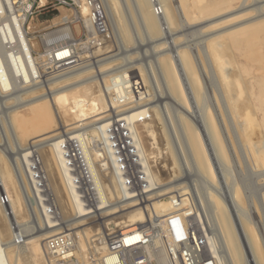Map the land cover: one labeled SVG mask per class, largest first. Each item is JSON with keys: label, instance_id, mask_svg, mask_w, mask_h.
Listing matches in <instances>:
<instances>
[{"label": "bare ground", "instance_id": "1", "mask_svg": "<svg viewBox=\"0 0 264 264\" xmlns=\"http://www.w3.org/2000/svg\"><path fill=\"white\" fill-rule=\"evenodd\" d=\"M33 1L34 0H22L21 3L22 5L18 7L17 10H15V7L13 5L14 4L13 0H0V18H3V21L6 24V28H8L10 37H12L17 44L16 45L17 55L15 54L10 55L8 49L4 47L2 42V36L3 38H6L7 36V33L4 30L5 27H2L4 35L0 33V93H1V89L5 91L7 90V88H9V86H11L12 83L15 84V78H17L19 82L23 83L22 86H24L25 83H29L28 80L30 81V83L32 82L34 84L38 82L37 80L35 81V79L39 77L35 73L37 71H34L35 67L34 69L31 68L35 65L34 63L37 64L38 62H37V58L35 57L33 58L31 54L32 47L28 41L29 38L27 37V29H26L27 16L29 10L32 7ZM173 1H174L173 5L175 4V6L178 8V11L180 8L179 14L182 15V17L184 18L187 16L189 12L191 13L194 10L193 8L194 4L188 3L187 0H173ZM159 2L161 5L160 6L161 10L163 12L162 17L155 15L151 4L152 2H150V0H104V3L107 7L106 9L109 11L108 13L110 14V16L112 17L115 23L114 25L116 27L115 31L117 32L118 38L120 39L119 48L123 47V49L126 51L127 44L128 43L130 44V42L132 41L138 42L142 32L146 36H148L149 40L147 41V45H146L147 47L144 50L151 53L150 55L153 57L152 58L153 60H150L148 62L149 63L148 68L146 70L147 73L145 74L144 72H142L145 75L144 81L148 83V86H144V88L147 87L146 90H149V88L154 89V87H156L155 89L158 90V93L155 94V96L157 97L155 101L159 103L164 102L163 107L166 114H163L164 110H162V108H161L162 112H160V110L157 108V104L151 105V103L154 102V99H151L153 97L147 98L148 100H146V96L138 97L139 99L144 98L146 100V101L143 100L141 104L140 103L135 104L134 100L128 101L126 102V104H120L119 101H117L114 97H110L109 92L111 88L109 85L104 84L105 88L107 89L106 90L103 88L104 86L101 85L99 86L97 83H96L97 85H95V83L92 84L91 83L92 80L88 81L92 77L89 75L88 76L84 75L89 72V69H84V71H81L82 70L81 69L78 70L79 72L76 71L62 77L61 81H57V79H55L54 81L52 80L46 81L49 86L48 89H46V92H41L39 94L37 93L36 95H33L34 94L33 91L37 89L40 90L39 85H37L36 87H34L35 86L34 85L31 89H27L26 91H24V93H19L20 95L17 94L15 97H12V99L15 102H17L15 103V105L16 104L17 105L11 111L8 110L9 111L8 116H6L4 122H2V126H3L2 128L4 129L6 137H4L3 139L4 141L0 140V146L3 148L4 151L14 156V160L16 162L18 169L19 166L20 168L24 169L32 184L34 193L38 192V188H39L38 184L43 185L50 192L53 191L55 194L53 195L56 197L58 204L60 206L59 209L56 200L52 198L54 199L55 205L58 207V211L59 212L61 211V213H59V216L62 214L63 219L65 221L68 220L71 221L72 219L74 222H77L79 219H76L74 216L70 219L71 213L73 210L74 213H76V211L82 212V208L80 206V202L78 201L76 195L73 192H71V188L68 186L69 178L67 175V166L65 164L66 156L64 155L65 152L64 147H62L61 145L65 144V145H71L74 148L76 147L77 150L87 158L89 168L93 172L94 164L92 163L94 162L92 161V159L90 160L89 157V153H88L89 151L87 149L88 141L91 140L92 142L93 140L91 139V137L94 138L96 136H100V132L106 134V132H108L107 128L108 126H110V124H115V122H122L121 125L116 126L112 131H114L116 139L119 141L118 143L121 144L123 143L125 146H127V144L128 146L132 145V147L136 149L137 154H139L143 159L144 162L143 164L145 166L146 174L148 176V181L151 184V186H154L153 188L154 190L158 189L152 195H150L148 201L154 198H160L156 201L147 203V210L148 212H150V214L156 213L157 215L158 213H160L161 216L159 214L158 216L162 217L167 215L173 208L172 203L168 204V202L170 201L173 195L170 194L172 192H176L179 198L178 200H180L179 201L180 206H184L186 205L188 199L187 198L188 196L185 197V195L188 193L187 190L190 188H188L189 186L180 183L178 185H174V186L172 185L169 187L160 188L167 184L172 183L173 181L171 182L168 180L169 182H164L163 184L160 183L156 174L152 172L150 169V164H149L150 161L148 159L156 158L157 153H162V151H159V147L157 146V140L154 134V129L157 127V129L159 128L161 133L163 134V138L166 145L165 147L166 151L164 150L165 153L167 154L169 153L173 161H175L178 158L180 160L179 162L182 163L183 169L185 168L188 169V171L193 173V175L195 176V178H192L191 180L192 183L190 182L189 185L191 187V184L192 185L195 184L196 187L194 188L199 193V195L197 194V196L198 198L200 197L199 199L200 204L202 203L201 204L202 208L204 207L205 209V213L203 211L202 212L204 213V215L206 214L205 217L207 216L206 219L208 218L207 220L208 224L210 228L213 230L212 235L207 236V241H208L207 243L209 248L211 249L212 254L216 259L217 264H223L221 263L222 258L219 259L220 257L218 256L219 253L218 248H220L219 250H221L222 256L224 255L223 260L226 261V264H264V242L263 241H262L263 243L261 242L262 239L260 240L256 232L254 231L255 229L251 224V220H249L250 218L247 215L246 208H244V206L242 205L243 202H241V200L243 199H241L240 197L241 194L239 190H237L238 187L232 184L230 182L231 179L229 180V178L227 177V175L231 176L230 171L231 168L233 167L229 165L230 163L229 161H231V163H234L232 158L229 159V154L234 153V157L237 158L238 155L237 151L242 149L241 145H240L241 149L239 148H237L238 150L235 149L237 147L236 144L237 142H235L236 141L235 135L233 136L232 134L234 133L231 134V132H229L230 128L228 127L231 126L227 127L229 123L228 124L226 123L228 122L226 121L227 120L226 118L227 117L229 118V116L232 117V115H234L232 114L233 111H231L232 105L231 106L229 105V102L231 101H228L227 100L228 98L227 99L225 98L228 97L227 89L225 91L227 96L223 94L224 93L223 91L225 89L224 87L221 86L222 88H224L223 91H219V92L217 91L219 93L218 94L219 97L215 102L216 103L215 115L212 114L211 111H206L205 114L204 113L197 114L196 110L193 107H191V105H189V103L186 100V96L184 92V87H183L184 83L182 84L180 77L181 75L184 76L186 83H188V87L192 91L194 101H196V104L199 105L200 92L199 89L197 88V81L195 79L196 77L194 76V73L196 72H193L195 71L193 69H195L196 67L192 69V67H194L192 66L193 62L190 63V59H189L190 55L185 50L186 48L180 47L177 44V40L171 37L172 35L171 32L173 30L172 27L174 26L173 25L174 12H171V10L173 11V9L169 4V2L171 1L159 0ZM260 2L261 1L259 0V3ZM210 4L211 3H209L208 5ZM239 4L240 5L227 11L223 15L218 14L216 15L218 17L214 16L216 18L213 19L211 22H209L207 19L208 21V24H206L207 29L215 26H218L216 27L217 29L222 28V26L225 25H221V24L228 21H231L232 23L236 22L235 24L233 23V25L231 26L223 27V29L220 30V33L216 34L210 40L216 39L219 36L221 37V35L223 36V34L231 35L232 33H236V32L238 33L241 30L247 29L248 27L251 28L252 25L258 22L259 23L264 22V10L262 9L264 3L260 4L259 7L257 6L252 7L250 6L249 2L248 3L246 2V0H241ZM122 10L128 21L131 23L132 35L129 33L130 31H128L127 29V23L125 21V16L123 15ZM251 11L255 12L254 14L251 15L252 17H246L247 14H250L249 12ZM86 12L87 11L84 9L82 11V16L75 14L74 17L75 19H78L80 21L82 20L83 22L82 25L90 29V23L86 17ZM70 20L71 18L69 17L68 14L65 16H61L58 19V21L63 23H67ZM240 20L242 21L240 22ZM186 22H187V17H186ZM161 24H163L165 27L162 26ZM161 27H164L163 31ZM164 36L166 39L168 37H171L172 40L171 41L169 40L168 42L163 41L165 39V38L163 39ZM58 38L60 39L63 38L65 39V41L61 43H56ZM42 43L45 46L44 55L45 56L50 55L54 63L62 62L61 65H63L64 62L69 59L68 57L70 56L69 47L76 45L77 41L74 38L69 26L65 24V26L59 28L55 32L45 34L42 39ZM210 46L212 47V45ZM210 46L208 45L207 55L209 56L208 57L205 56L202 59L203 61L201 60L200 62L206 64V67L210 69L209 72H212L211 70L215 72L216 69L213 68L214 67L213 62L217 60H212L213 51L212 52L210 51ZM167 50L172 51L174 55L172 56L168 54L169 51ZM117 55L115 56L112 55V57L110 56L109 59L112 60L106 59V63L104 62V64H107L108 61L110 62L117 61L118 59L116 57ZM147 56L148 55H146V57ZM214 57L216 58V56ZM201 58H199V60ZM129 59H132V57ZM128 63H131V61L129 62L128 60ZM215 63L216 62H214V64ZM102 64L103 62H101V64L98 63V66L101 67ZM27 66H29V70ZM135 67L134 68L136 70L137 69L139 70L141 68L138 67V65H136ZM216 67L218 66L216 65ZM100 71H98V73ZM103 72L105 71L103 70ZM102 76L104 75L102 74ZM106 76L108 75H105V77ZM123 77H126V74L116 76L118 81H121V78ZM223 77L224 80L226 76L224 75ZM71 78H73L74 81H70L71 82L70 87L73 88L74 86H76V88L74 89L75 95L73 96L69 95L68 92L66 91L67 90L66 87L69 86V80ZM66 80H68L67 81L68 83L66 82ZM64 81L68 85H66L65 83L64 85L63 84L59 85L60 82L63 83ZM83 82H86V84ZM80 83H83L84 85L81 84V86H78L80 85ZM89 83L91 84L89 85ZM221 83L224 84L225 82L223 83L222 81ZM19 85L21 84L19 83ZM92 85L96 87L95 89H92L94 90V93L91 92L92 95L86 98V103H83L85 101L84 98L83 99L77 98L79 100L78 101L76 100L77 101L76 104L80 103L81 105L79 106L78 111L75 109L72 110L71 106H69L70 105L69 101L73 100L76 97L77 93H82L83 97H86L87 94H90L89 89H91L90 87ZM144 85H146V83ZM216 87L218 88L219 86ZM221 87L220 90H222ZM104 90H106L107 93ZM142 92H140L139 95H141ZM27 93L32 96L29 97L28 95L27 98H25L26 96H23L25 99H23V97H20L22 94L27 95ZM105 93L107 96L110 97L109 99L110 106H107V100H105ZM147 96H149V94ZM129 98L130 97H128V99ZM130 103L131 105H127ZM168 104H171L175 108L179 109L177 110L176 115L174 117H172L168 111V106H167ZM115 105H119V106L114 108ZM109 107H111L110 108L111 111H114L113 114L110 113ZM19 108L26 109L28 111L27 114H29L31 118L28 119V122L26 120L24 121V119L21 120L23 127H19L16 121L17 117L19 116V114H17V112L20 111L18 110ZM106 110L109 111L110 114L104 113ZM229 113L231 115H229ZM22 115L20 117L23 116L25 117V115L23 116ZM71 115L73 116L74 120L70 123H65V121L62 118ZM187 117L193 119L198 124V128L197 126H194L195 124L193 123L191 124L189 121L187 122L186 121L188 120ZM233 120L235 121V119ZM18 122H20L19 118H18ZM136 122L137 123L140 122V124H143L145 137L148 141L149 146H151V148H156L158 150L156 155L153 152L147 153L145 147H143V144H141V142L143 143V141L137 130L138 128L137 125L139 123L136 125ZM233 125L235 126V122L234 124H232V126ZM201 126H204L203 128L206 130L208 134L210 144L212 145L214 155L218 162V163L216 162L217 166L219 164V166L224 168L226 170L225 172H227L226 173L227 175L224 174L226 175V177L224 176L225 177V179H223L224 181L221 180L220 178H217L218 176L216 175V165L213 159V154H211L210 151L211 149H209V144L207 143V140H205L203 129L201 128ZM84 127H88V129L85 130L88 131L89 134L86 135L84 133L85 136H81L83 132L78 133L77 131ZM61 128H63L64 130H59ZM168 133H170L171 135L170 138L172 139V145L170 143L171 139L168 138L169 136L167 135ZM240 134L242 136L243 133L241 132ZM20 135L24 136V138L23 137L21 138ZM64 135L66 136L64 137ZM245 136L247 137V135ZM247 139H249V135ZM241 144L244 150L242 152H244V155H246L245 157L248 158L247 161L249 162L252 159L257 160L262 154H264L263 142L260 143L261 144L260 147H256V148L254 146H250L247 144H243V143ZM94 146H96L97 148V145ZM29 149H32V154H34L35 152L36 154L35 156H37L38 158V162L35 163L37 167H35L36 169L34 170L32 169V166H30L31 162L28 158L30 154ZM41 151H43L44 155L40 154ZM240 156L238 158H240ZM260 159H262L261 163L264 168V157L263 158L260 157ZM257 161H259V159ZM252 163H254L253 165L254 167L255 166L254 161L250 162L249 165ZM256 166H258V164H256ZM45 168L47 173L49 174L48 185H50L52 191L48 188V185L46 183H43V181H41V173L45 171L44 170ZM108 179H109L107 185L108 187L106 189V192L103 194L104 197L102 199L104 204L107 205L108 207L103 209L101 212L103 216H111L108 217L109 219H112L111 221H109L110 222V224H108L109 228H119V229L128 228L132 225H136L138 222L144 219H147L146 214L142 213L140 210H135V209L134 211H130L125 214H118L116 216H113L118 212L115 209L116 206L113 205V203L117 199V190L112 178L110 177ZM22 180L19 178L15 179V177L12 176V173L5 161V158L2 152L0 151V194L4 192L9 199V203L5 204V206H2L0 204V264H23L24 261L26 262V264H45V261H42V258L40 256L41 248L43 249V241L45 240V238L60 233L61 229L65 230L66 228L58 227L64 224L62 217L60 216L61 221L59 222L58 225L54 220L51 219L50 213L46 210L45 205L41 204L42 202L40 203L41 206H38V209L40 208L41 217L45 221H47L48 224L45 222L41 223V221H39L40 220L39 218L38 219L36 218L38 224L34 222L33 224L29 225L26 221L25 222L23 221V213H24L23 199L18 192V190L20 191L23 190V188L25 189V181ZM21 182L23 183V185ZM186 187L188 189H186ZM224 196L226 200H228V203L230 201L232 205H234L233 207L234 209L235 207L238 209L237 211L239 212L237 213L238 221L235 215L233 214L230 205L229 204L227 205V203H225ZM38 198L41 199L40 193H38ZM111 200L112 202H110ZM202 212H200V216L203 218ZM235 212L236 211H234V213ZM127 214L130 215L125 218ZM123 217L124 220L117 221L119 218L123 219ZM153 217H155V215ZM212 227L216 230V232H214V229ZM17 232H19L21 235V241L18 244L14 242V235L17 234ZM215 233H216V238L212 239V237L215 236ZM140 238H141L140 234L134 232L132 235L126 236L125 243L127 245L134 244L139 242Z\"/></svg>", "mask_w": 264, "mask_h": 264}, {"label": "rangeland", "instance_id": "2", "mask_svg": "<svg viewBox=\"0 0 264 264\" xmlns=\"http://www.w3.org/2000/svg\"><path fill=\"white\" fill-rule=\"evenodd\" d=\"M20 1L21 0H16V2H17L16 5H18V3ZM169 1L172 2L173 0H169ZM187 1H188V3L194 4L193 5L194 10L191 13L189 12L186 16L187 22H186V17L184 18V17H182V15L179 14L180 8L178 11V8L175 6V4L173 5L174 1L172 3L169 2L173 11L171 10V8H170V10H171V12H174V15H175V16L173 15V19H174L173 25L174 26L172 27L173 30L171 32V34L174 35L175 37L172 36L171 34L170 35L172 38H175L177 40V44L180 47L186 48L185 50L190 55V56L188 55L190 57L189 58L190 63L193 62L192 66H194V67H192V69L196 67L195 69H193V70H195L193 72H196V73H194V76L196 77L195 79L197 81V88L199 89V92H200V101H199L200 104L198 105V104H196V101H194L192 91L188 87V83H186L184 76L181 75L180 78H181L182 84L184 83L183 87H184L186 100L189 103V105H191V107H193L196 110L197 114H199V113L205 114L206 111H211V113L215 115V110H216V108H215L216 103L215 102H216L217 98L219 97L218 92L223 91V89L225 88L223 91L224 92L223 94L225 96L228 95V97H225V98L226 99L228 98L227 100L231 101V102H229V105L230 106L232 105L231 111H233L232 114L235 115V116L232 115V117L229 116V118H232V119H229L228 117L226 118L227 119L226 121H228L226 123L227 124L229 123L227 125V127L231 126V127H228V128H230L229 132H231V134L234 133V134H232L233 136L235 135V138H236L235 142H237L236 143L237 147L235 149H237V148L241 149L242 148L241 150L237 151V154H238L237 158L234 157V153H231L233 156L231 154H229V159L232 158L234 161V163H231V161H229L230 162L229 165L233 166L231 168V171H230L231 173L229 172L231 174V176L227 175L226 174L227 172H225L226 170L224 168H222L221 166H219V164L217 166L218 162H217L216 157L214 155L212 145L210 144L208 134H207L206 130L203 128L204 126H201V128L203 129L205 140H207V143L209 144V149H211L210 150L211 154H213V159H214V162L216 165V175L218 176L217 178H220L221 180H223V179H225V177L227 175L229 180L231 179L230 182L238 187L237 190H239V192L241 194L240 197H241V199H243V200H241V202H243L242 205L244 206V208H246L247 215L250 218L249 220H251V224L253 225V227L255 229L254 231L256 232L258 238L260 240L262 239L261 242L262 241L264 242V205H263L264 204V168H263L262 163H261L262 159H260V157L261 158L264 157V154H262L258 158L259 161H257L258 159L257 160L252 159L255 162V166H256V164H258V166L253 167L254 163L249 165V163L253 162V161L252 160L250 162L247 161L248 158L245 157L246 155H244V152H242L244 150H243V147L241 144V143L247 144L250 146H254L256 148V147H260V145H261L260 143H262V142L264 143V139H263L264 138V22H260V23L258 22L256 24L252 25L251 28L248 27L247 29H245L247 32L245 30H241L238 33L237 32L232 33L231 35L230 34H223V36L221 35V37L219 36L216 39L210 40L216 34H219L220 30L223 29V27L231 26V25H233V23L235 24L236 22L232 23L231 21H228V22L221 24V25H225V26H222V28L217 29L216 27H218V26H215V27H211V28L207 29L206 24H208V21L211 22L213 19L218 17L216 15H218V14L223 15L227 11L233 9L234 7H237L238 5H240L239 3L241 0H187ZM260 1L261 2L259 3V0H254V1L253 0H246V2L247 3L249 2L250 6H252V7H256V6L259 7L260 4L264 3L263 2L264 0H260ZM44 2H45L44 0H36L35 1L33 8H32V15L30 18L27 19V22H26V29L29 32L28 41H29V43L32 47V50H33V52L31 51V54L33 53L32 54L33 58L34 57L37 58V62H38L37 64L34 63L35 65L33 67H31L32 69H34V67H35L34 71L38 72V74H37V72H35L36 75L39 76L35 79V81L36 80L38 81L37 82L38 84L37 83L34 84L32 82L30 83V81L28 80L29 83H25L24 86H22L23 83L19 82L18 79L15 78V84L12 83L11 86H9V88H7V90H5V91L3 89H1V93H0V140L4 141L3 139H4V137H6L4 129L2 128L3 127L2 122H4L5 117L8 116V112L11 111L12 109H14V107H16V105H17V104L15 105V103H17V102H15L12 99V97H15L19 93H24V91H26L27 89H31L34 85H35L34 87L39 85L40 90L39 89L35 90L37 92L33 91V93H34L33 95H36L37 93L39 94L41 92H46V89H48V87H49L46 81H48V80L54 81L55 79H57V81H61L62 77L70 74V73H65V72H59L58 73L57 71L49 72L48 69L43 68L44 66L41 65L42 64L41 62L44 59L42 57V55L44 54V50H45V46L42 43V39H43L44 35L51 33V32H55L59 28H62L63 26H65V24H67L69 26L74 38L77 41L76 47L74 50L80 56L79 63L82 62L80 65L81 68H78V70L82 69L81 71H84V69H89V72L84 74L85 76L89 75L92 77L88 81L92 80V82H91L92 84L95 83V85L98 84L99 86L100 85L104 86V84L109 85L111 88L110 92H109L110 97L116 98L114 95H112V94H114L113 91H111L113 89V87L111 86L112 81L114 78H116V76L126 74V77L121 78V81H119L120 82L119 84H120V88L123 91V93L128 92L129 97L130 96L131 97L127 101H125L123 104H126V102L133 101V100H134L135 104L136 103L141 104L142 101L145 99L144 98L139 99L138 97L146 96V100H148L147 98L153 97L151 99H154V102H152L151 105L157 104V108L160 110V112H162L161 108H162V110H164V107H163L164 102L159 103V102L155 101V99L157 98L155 96V94L158 93V90L155 89L156 87H154V89L149 88V90H146L147 87L144 88V86H148V83L144 81L145 80L144 79L145 78L144 73L145 74L147 73L146 70L148 68V64H149L148 62L150 60H153L152 59L153 57L150 55L151 53L144 50L147 47L146 46L147 41L149 40L148 36H146L142 32L138 42L132 41V42H130V44L129 43L127 44L126 51L123 49V47L119 48L120 47V45H119L120 39L118 38L117 32L115 31L116 27L114 26L115 25L114 20L112 19V17L108 13L109 11L106 9L107 7L104 3V0H102V2L104 4L105 11L107 13L108 21H109V27L111 30V36H110L111 38L102 47H100V48L93 47L92 48L90 46L83 45V43L85 42V40L87 38V33L84 31L82 24L69 23V22L63 23V22L58 21L59 17L65 16L67 14L69 15L70 18H72V14L69 11H67L63 8H59L58 10L53 9L52 7H49L48 5L44 4ZM150 2H151V0H150ZM158 3L160 4L159 0H158ZM209 3H211L210 4L211 6L208 5ZM173 6H174V8L175 7L176 8L174 9ZM119 8H120V6H119ZM176 9L178 12L176 11ZM262 9L264 10V6L262 7ZM175 11L177 14L175 13ZM122 13L125 16L123 10H122ZM249 13L250 14H247L246 17H252L251 15L254 14L255 12L251 11ZM162 16H163V12H162ZM162 16H159V17H162ZM214 16H216V17H214ZM207 19H208V21H207ZM125 21L127 23V29H128V31H130L129 33L131 34L132 33V26H131V23L126 18V16H125ZM241 21L242 20H240V22ZM229 23H230V25H229ZM161 25L164 26L163 24H161ZM164 27H161L162 31H163ZM171 37H168L166 39L164 36L163 39L164 38L165 39L163 41H167V42L169 40L171 41L172 40ZM208 39H209V41H208ZM64 41H65V39L58 38L56 43H61ZM208 45L209 46L212 45V47L210 46V51L211 52L213 51V53H212L213 59L212 60H217V61H214V62H216L215 64L213 62V66H214L213 68L216 69L215 72L213 70H211L212 72H209L210 69L208 67H206V64L203 62H200L205 56L206 57L209 56V55H207L208 54ZM211 48H214V49H211ZM122 49H123V51H122ZM206 49H207V51H206ZM222 50H224V51H222ZM167 51H169L168 54H170L172 56L174 55V53L172 51H170V50H167ZM203 53L206 55H204ZM145 54L148 55L147 56L148 58L146 57ZM112 55L113 56L117 55L116 56L118 58L117 61L110 62L107 60L109 63L107 62V64H104V62L106 63V59H109L110 56L112 57ZM214 56H216V58ZM218 56H220V57H218ZM131 57H132V59H129ZM101 58H103V59H101ZM199 58H201V59L199 60ZM103 60H105V61H103ZM109 60H112V59H109ZM128 60H129V62L131 61V63H128ZM100 61L103 62V64H104V65L102 64L101 67L98 66V63L101 64ZM229 62H230V64H229ZM194 63H195V65H194ZM136 65H138V67H141L140 69H142V70H140V69L136 70L135 69ZM216 65L218 67H216ZM27 68L29 70V66H27ZM201 68H202V70H201ZM100 69H101V71H100ZM78 70H74L73 72H76ZM103 70L105 72H103ZM203 70H204V72H203ZM206 70H207V72H206ZM98 71H100V72L98 73ZM73 72H71V73H73ZM101 72H103V73H101ZM142 72H144V73H142ZM102 74L104 76H102ZM142 74H143V76H142ZM223 74L226 76L224 80H223V78H224ZM105 75H108V76L105 77ZM139 77H141V78H139ZM130 78L131 79L136 78V80H139V82L141 84V88L143 87V90L141 89V91H140V92L143 91L141 93V95H139L140 93H138V95H137L134 92L133 93L130 92L131 89H129V87H128L129 86L128 80ZM219 79H220V81H219ZM16 80H17V83H16ZM68 80H66V82ZM70 81H74V79L71 78L69 80V86L66 87V89H67L66 91L68 92L69 95L73 96V95H75L74 89L76 88V86H74L73 88L70 87V85H71ZM143 81H144V83H143ZM222 81H223V83L224 82L225 83L222 84L221 83ZM98 82H100V83H98ZM214 82H216V83H214ZM19 83L21 85H19ZM64 83H65V81L63 83L60 82L59 85H62V84L64 85ZM67 83H65V84L68 85ZM83 83L86 84V82H83ZM83 83H80V85H78V86H81V84L84 85ZM91 83H89V85ZM145 83H146V85H144ZM234 83H235V85H234ZM92 86L90 87L91 89H89L90 94H87L86 97H83L82 93H77L76 97L73 100L69 101V103H70L69 106H71L72 110L75 109L78 111V108L81 104L80 103L76 104V102L79 99L84 98L85 101L83 103H86V98L88 96L90 97L92 95L91 92L94 93V90H92V89L96 88L94 85H92ZM216 86H219V87L217 88ZM221 86L224 88H222ZM246 86H247V88H246ZM220 87L222 90H220ZM103 88L106 89L105 86ZM226 89H227V95L225 92ZM72 90H73V92H72ZM106 90H104V91L107 93ZM146 91H148V92H146ZM106 93H105V100H107V106H110L109 105L110 97L107 96ZM148 94H149V96H147ZM28 95H29L28 93H27V95L22 94L20 97L26 96L25 98H27ZM31 96L32 95H29V97H31ZM25 98L23 97V99H25ZM77 98H79V99H77ZM145 101H144V103H145ZM163 101H166V100H163ZM127 105H131V103L127 104ZM132 105H134V104H132ZM248 105H249V107H248ZM118 106L119 105H115L114 108H116ZM167 106H168L169 113L171 114L172 117H174L176 115L177 110H179V109L175 108L171 104H168ZM232 107H233V110H232ZM234 107H236V108H234ZM110 108L111 107H109L110 113L113 114L114 111H111ZM117 109H119V108H117ZM18 110H20V111L17 112V114H19V116L17 117L16 121H17L19 127H23L21 120L24 119V121L26 120L28 122L30 115L27 114L28 111L26 109H20L19 108ZM107 110H108V107H107ZM106 111L104 113L110 114L109 111H107V112ZM235 112H237V113H235ZM20 114L25 115V117L23 115L22 116L24 118L20 117L21 116ZM163 114H166L165 110L163 111ZM229 115H231V114L229 113ZM250 115H252V116H250ZM18 118H19L20 122H18ZM62 119L65 121V123H70L74 120L72 115L66 116L65 118H62ZM187 119H188V120H186L187 122L189 121L191 124L192 123L195 124L194 126H197V128H198V124L193 119H191L190 117H187ZM233 119H235V121ZM229 120H230V122H229ZM167 122H168V120H167ZM234 122H235V126L233 125L234 126L233 127L232 124H234ZM251 122H252V124H251ZM138 123L136 122V125L138 124L137 130H138L139 135L143 141V143L141 142V144H143V147H145L147 153L153 152L156 155L158 150L156 148H151V146H149L148 141L145 137L143 124H140V122H138ZM247 124H248V126H247ZM81 129L77 131L78 133L83 132L81 136H85V134L86 135L89 134L88 131L85 130V129H88V127H84ZM59 130H64V129L61 128ZM237 131H239V132H237ZM254 131H255V133H254ZM241 132L243 133L242 136L240 134ZM154 134H155V138L157 140V146L159 147V151H162V153H157L156 158L148 159L150 161V162L148 161L150 164V169L152 172H154L156 174L160 183L163 184L164 182H169V181L172 182L173 181L172 183L167 184V185L160 187V188L169 187L172 185L173 186L178 185L179 183L189 186L188 188H190L191 190L188 189L187 187H186V189H188L187 192L188 193L190 192V193L189 194L187 193L185 195V197L188 196L187 198L192 200V202L195 204L197 209L200 212L203 211L205 213V209H204V207L202 208V205H201L202 203L200 204V200H199L200 197L198 198V196H197V194L199 195V193L194 188V187H196L195 184H193V185L191 184V187L189 185L192 178H195V176L193 175V173L188 171V169H186V168L183 169L182 163L179 162L180 160L178 158L175 161H173L171 155H169V153L168 154L165 153L166 145H165V141L163 138V134L161 133L159 128L157 129V127H156L154 129ZM167 135H169L168 138L171 137L170 133H168ZM245 135H247V137ZM248 135H249V139H247ZM253 135H255V136H253ZM20 136H21V138L22 137L24 138V136H22V135H20ZM65 136L66 135H64V137ZM238 136L241 138V140ZM64 137H62V138H64ZM244 137H246V138H244ZM91 139L93 141L92 142H91V140L88 141L87 149L89 151L88 153H89L90 160L92 159V161L94 162V160H97L96 158L98 156H100V154H99V150H97L96 146L94 147V145H93L96 138L91 137ZM170 143L172 145V139H171ZM240 145H241V148H240ZM2 150H3V148L0 146V151L2 152V154L5 158V161L7 163L8 168L10 169V171L12 173V176L15 177V179L19 178L21 180L23 177V180L25 181V189L23 188V190H20V191L18 190L20 196L23 199V208H24L23 221L24 222L26 221L29 225L33 224L34 222H36L38 224L37 219L39 218L40 219L39 221H41V223H44V222L47 223V221H45L41 217L40 208L38 209V204L36 203V201H37L36 196H35V193H34V190H33L32 184L29 180L28 175L26 174L24 169L20 168V166H19V171L21 172V178H20L18 171L16 169V166H15L16 162L14 160V156H12V154H10L4 150L2 151ZM92 151H94V152H92ZM40 154L42 155L43 151H41ZM239 156H240V158H238ZM235 158H236V160H235ZM199 159H200V156H199ZM173 162H174V164H173ZM92 164H94V163H92ZM162 164L164 167L162 166ZM260 164H261V166H260ZM93 167H94V170H96L95 164L93 165ZM44 170H45L44 172L41 171L42 172L41 173V181H43V183H46L48 185L49 184V181H48L49 180V176H48L49 174L47 173L46 168ZM224 174H226V175H224ZM43 175H45V176H43ZM44 178H45V180H44ZM22 185H23V183H22ZM48 188L52 191L50 185H48ZM153 188H154V186H153ZM157 190L158 189L153 190L151 195ZM194 191H195V193H194ZM51 194L53 195L54 192L52 191ZM172 194L176 195L178 197L176 192H172L170 195H172ZM54 195H53V197L56 200L57 205L60 209L58 201ZM173 195H172L170 201L168 202V204L172 203ZM224 198H225V196H224ZM158 199H160V198L151 199L147 203L156 201ZM110 202H112V200ZM225 203H227V205L228 204L230 205L231 210L233 211V214L235 215V217L238 221V214H237V213H239V212H237L238 209L235 207V209H237V210H235L233 208L234 205H232V203L230 201L228 203V200H226V198H225ZM234 211H236V212L234 213ZM59 213H61V211ZM73 214H74V210L71 213L70 219L73 217ZM158 214L161 216L160 213H158ZM158 214L156 215V213H155V214H151V215L152 216H154V215L158 216ZM129 215L130 214H127L125 216V218L128 217ZM60 216L62 217L64 224L60 225L58 227L65 228V226H71L72 224H73V226H77L76 224H79V223L74 222L72 219H71V221L70 220L65 221L63 219L62 214ZM231 216H232V214H231ZM158 218H160V217L158 216ZM109 220L111 221L112 219H109ZM119 220H124V217H123V219L119 218L117 221H119ZM207 220H208V218H207ZM214 232H216L215 229H214ZM87 236H89V233H87ZM215 238H216V233H215V236L212 237V239H215ZM80 244L79 245L81 247H83L84 241L81 240ZM219 249L220 248H218V252H219L218 256L220 257L219 259L222 258L221 259L222 261L221 260H219V261H221V263H223V264L225 262V264H226V261L223 260L224 255L222 256L221 250H219ZM42 250L43 249L41 248V255L40 256L42 258V261H45V257H44V254L42 253ZM24 263L26 264L25 261H24Z\"/></svg>", "mask_w": 264, "mask_h": 264}, {"label": "built area", "instance_id": "3", "mask_svg": "<svg viewBox=\"0 0 264 264\" xmlns=\"http://www.w3.org/2000/svg\"><path fill=\"white\" fill-rule=\"evenodd\" d=\"M14 1L15 10L22 4ZM33 1L27 19L32 15ZM44 4L58 10L63 8L72 14L69 23L83 24L82 20L75 19L74 15L82 16L85 9L86 17L90 23V29L82 25L87 33L83 45L100 48L110 40L111 30L108 17L101 0H44ZM152 8L157 16H162V10L157 0H151ZM19 14V13H18ZM74 17V18H73ZM7 33L2 36V42L10 55H17L16 42L9 35L8 28L0 18V33L4 35L3 28ZM27 31V37L29 38ZM76 45L70 46L68 60L54 63L50 55L42 57L43 68L49 72L57 71L71 73L81 68L80 56L74 50ZM33 52V50H32ZM45 53V50H44ZM33 54V53H32ZM41 64V65H42ZM129 89L133 93H140L141 84L136 78L129 79ZM117 78L112 81V91L117 101L123 104L128 100V92L123 93ZM131 97V96H130ZM122 99V100H121ZM112 120V119H111ZM113 122V121H110ZM122 122H115L108 126L106 134L100 132L96 136L93 145H97L99 154L94 160L96 171L90 170L87 158L77 148L62 144L67 175L68 186L71 188L82 208V212L74 213L79 219L77 226H66L60 233L45 238L43 241V254L46 264H217L211 249L208 246L207 236L212 235L208 221L192 202L187 199L184 206H180L176 195L172 198V210L160 218L153 217L147 210V202L152 193L153 186L148 181L143 159L134 147L118 143L114 134V128ZM99 144V146H98ZM95 147V146H94ZM34 152V150H33ZM29 160L32 169H36L37 156L29 149ZM19 177L21 172L15 164ZM37 177V176H36ZM112 178L117 190V199L113 203L117 214H125L130 211L140 210L147 215V219L138 222L128 228H109L110 220L103 216L102 210L108 206L104 204L103 197L108 185V178ZM36 203L44 204L50 213L51 219L58 225L61 221L58 207L54 197L43 185H39ZM40 193V198H38ZM42 202V203H41ZM9 199L3 192L0 194V204L5 206ZM41 203V204H40ZM87 232L89 236H87ZM134 232L140 234L139 242L127 245L126 236ZM84 241L83 247L79 245ZM19 232L14 235V242L20 243Z\"/></svg>", "mask_w": 264, "mask_h": 264}]
</instances>
